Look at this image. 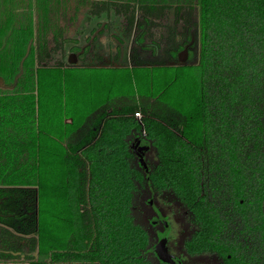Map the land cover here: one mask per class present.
Returning a JSON list of instances; mask_svg holds the SVG:
<instances>
[{"label":"trees","instance_id":"obj_1","mask_svg":"<svg viewBox=\"0 0 264 264\" xmlns=\"http://www.w3.org/2000/svg\"><path fill=\"white\" fill-rule=\"evenodd\" d=\"M89 22L135 28L134 65L77 133L63 59ZM160 210L191 256L264 264V0H0V264H162Z\"/></svg>","mask_w":264,"mask_h":264},{"label":"flooded vegetation","instance_id":"obj_2","mask_svg":"<svg viewBox=\"0 0 264 264\" xmlns=\"http://www.w3.org/2000/svg\"><path fill=\"white\" fill-rule=\"evenodd\" d=\"M87 27V28H86ZM82 29V26L79 25L78 28L73 30V33ZM136 31L134 28L133 36L135 37ZM193 34V32H192ZM83 36L85 41H80L78 46L71 52L68 51L63 59V64L66 69L79 71V70H123L130 69L134 65L133 60V46L135 45L134 37L131 38L130 41L120 38V31L118 28L111 27H102L99 25H92L90 22L86 24L85 30L83 32ZM195 43V36L192 35V40L186 46L188 49L193 50V44ZM139 47V46H138ZM187 52L181 53L178 61L181 63H188L189 55ZM143 58L146 60L152 61L155 63L156 61L164 58L162 54L157 52L156 54L153 52H147L146 54L142 55ZM136 57V56H135ZM166 58V57H165ZM167 59V58H166ZM170 61V60H169ZM171 64V63H170ZM107 83H110L107 82ZM91 90V91H90ZM90 96H82V92L80 89L76 90L75 93V101L76 105L73 111V118L74 121L71 119L70 122L65 118H63V129L66 127L64 123H70L76 125L77 133L81 132V130H86L92 127L95 118L97 117L96 110L98 108H102V104L105 100L103 95H97V84H93L92 88L90 89ZM119 97L118 94L114 95L113 91L107 93L106 96V103L114 101V98ZM63 104V102H62ZM97 104L99 107L97 108ZM109 105L106 104L105 108ZM64 108V107H63ZM100 108V109H101ZM112 109V108H110ZM104 110V109H101ZM99 110V111H101ZM108 110V109H107ZM141 117V115H137ZM79 135V134H78ZM62 140V141H61ZM76 140H72L71 142L76 143ZM62 146L68 147V144L71 143L68 139H60ZM69 142V143H68ZM144 142H149L143 136H137L135 138L133 144V151L140 159V155L142 152L140 151L141 146ZM144 147V146H143ZM150 148L145 149L144 156L146 160L147 152ZM63 150V149H62ZM153 195V194H152ZM152 201V200H151ZM153 201L151 202V204ZM154 205V204H153ZM157 211V210H156ZM159 212V211H158ZM157 214H160V212ZM152 224V232L151 237L153 240L152 251L155 254L156 259L162 264H172L168 262L163 255V251H166V254L169 256H173L180 260L176 255L171 252V248L169 246V238L172 236L171 229L172 225L169 220L162 219V216H154L151 219ZM26 253L29 254V250L25 249ZM182 264L183 261L180 260ZM63 263V260L61 261ZM83 264H97V263H83Z\"/></svg>","mask_w":264,"mask_h":264},{"label":"rangeland","instance_id":"obj_3","mask_svg":"<svg viewBox=\"0 0 264 264\" xmlns=\"http://www.w3.org/2000/svg\"><path fill=\"white\" fill-rule=\"evenodd\" d=\"M174 69V68H172ZM171 73L168 71H163L162 73H167V76L169 77H173L174 70H170ZM58 73H61L58 71ZM110 74H112V71L110 70H106V71H100V70H79V71H70L67 73V75L72 76L74 78H76L78 80L77 82V87L78 89H80V91L83 93L82 96L86 97V96H90V89L92 88L93 84L97 83V88H100V85L98 84H102L104 82H109L111 81V79H113ZM144 76H146L147 79L144 78V80H148L149 78H152L153 76H150V72L148 73H144ZM150 76V77H148ZM167 78L168 80L171 78ZM57 84L59 85V79L57 78ZM74 82V80H72ZM53 80L51 79L50 85L52 84ZM69 82V80H68ZM48 84V80L44 81L42 83V88H45L46 85ZM49 85V86H50ZM67 88H69V84L67 83ZM90 90V91H89ZM45 91V90H44ZM55 94L58 95L59 93L57 92V90L55 91ZM60 96V95H59ZM58 96V100L59 102H57L56 106L61 105L62 103V99L61 97L59 98ZM67 100V98L65 99ZM68 101H70V98H68ZM154 204V203H152ZM154 207V206H153ZM155 208V207H154ZM148 211L150 213H152V210L148 209ZM160 214H162V219L166 220L167 217L164 214V212L162 210H160ZM147 218V215H144ZM169 222L171 223L172 227H176L178 226V224L175 225L174 222H172V220H169ZM181 234V230L179 229L178 233H172V236L169 238V246L171 248V252L176 255L180 260L183 261L184 264H208L204 259L199 258V257H194L191 256L190 254H188L186 252L185 249H183L182 246V237L180 236Z\"/></svg>","mask_w":264,"mask_h":264},{"label":"water","instance_id":"obj_4","mask_svg":"<svg viewBox=\"0 0 264 264\" xmlns=\"http://www.w3.org/2000/svg\"><path fill=\"white\" fill-rule=\"evenodd\" d=\"M144 146V147H143ZM149 147V144L147 142H144L143 145L141 146L140 148V151L142 152L141 154L139 153L140 155V161H141V164L145 167L146 171L148 172L149 168L147 166V163H146V160H145V156H144V152H145V149ZM163 255H165V259L168 260V262L172 263V264H182L180 260H178L177 258L173 257V256H169L166 254V251H163L162 252Z\"/></svg>","mask_w":264,"mask_h":264},{"label":"crops","instance_id":"obj_5","mask_svg":"<svg viewBox=\"0 0 264 264\" xmlns=\"http://www.w3.org/2000/svg\"><path fill=\"white\" fill-rule=\"evenodd\" d=\"M44 232H45V237H49V238H50V237L52 236V235L50 234V231H49L48 228H47ZM33 252H35V254H37L36 256H38V254H39L38 251H37V252H36V251H33ZM33 252H32V253H33ZM29 253H30V252H29ZM22 263H23V262H22ZM41 264H44V263H41ZM63 264H67V263L63 262Z\"/></svg>","mask_w":264,"mask_h":264},{"label":"built area","instance_id":"obj_6","mask_svg":"<svg viewBox=\"0 0 264 264\" xmlns=\"http://www.w3.org/2000/svg\"><path fill=\"white\" fill-rule=\"evenodd\" d=\"M137 115H139V113H137Z\"/></svg>","mask_w":264,"mask_h":264}]
</instances>
